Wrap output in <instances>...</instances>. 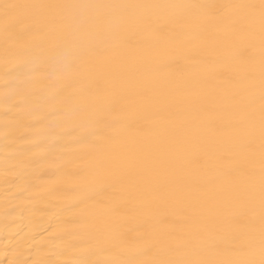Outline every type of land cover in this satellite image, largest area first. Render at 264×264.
<instances>
[{
    "label": "bare ground",
    "instance_id": "1",
    "mask_svg": "<svg viewBox=\"0 0 264 264\" xmlns=\"http://www.w3.org/2000/svg\"><path fill=\"white\" fill-rule=\"evenodd\" d=\"M0 264H264V0H0Z\"/></svg>",
    "mask_w": 264,
    "mask_h": 264
}]
</instances>
